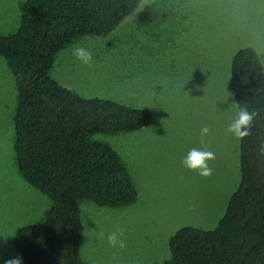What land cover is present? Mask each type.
Wrapping results in <instances>:
<instances>
[{
    "label": "rangeland",
    "instance_id": "obj_1",
    "mask_svg": "<svg viewBox=\"0 0 264 264\" xmlns=\"http://www.w3.org/2000/svg\"><path fill=\"white\" fill-rule=\"evenodd\" d=\"M25 1L0 0V34L18 31ZM147 9L149 22L142 23ZM74 45L93 54L91 63L73 56ZM244 48L254 49L264 66V0H142L106 38L81 37L57 55L50 77L61 86L151 115L138 132L93 137L121 156L138 199L121 209L81 204L87 264H163L177 231L218 226L241 179L240 140L227 128L239 110L232 59ZM16 108L15 78L0 57V264L20 256L18 231L43 223L52 206L19 171ZM204 126L210 132L201 143ZM205 146L215 154L208 177L183 164L191 149ZM117 229L124 248L108 243Z\"/></svg>",
    "mask_w": 264,
    "mask_h": 264
},
{
    "label": "trees",
    "instance_id": "obj_2",
    "mask_svg": "<svg viewBox=\"0 0 264 264\" xmlns=\"http://www.w3.org/2000/svg\"><path fill=\"white\" fill-rule=\"evenodd\" d=\"M142 0H26L20 26L0 34V57L17 88L14 117L19 171L50 199L41 224L21 228L15 247L26 264H87L81 258V204L121 209L138 191L121 156L96 135L134 133L151 115L105 99H87L50 77L57 55L85 36L106 38ZM150 12L140 15L149 22ZM230 88L238 109L259 115L240 140V184L212 231L184 227L163 264H264V66L252 48L232 59Z\"/></svg>",
    "mask_w": 264,
    "mask_h": 264
},
{
    "label": "clouds",
    "instance_id": "obj_3",
    "mask_svg": "<svg viewBox=\"0 0 264 264\" xmlns=\"http://www.w3.org/2000/svg\"><path fill=\"white\" fill-rule=\"evenodd\" d=\"M72 54L76 59L82 61L85 65L91 63L93 59V54L86 48L79 45L73 46ZM258 115L259 112L257 111L250 112L246 107L240 108L237 112V118L229 124L227 131L237 139L243 140L245 137L250 135L253 121ZM209 132L210 128L208 126L201 128V143H203V138L209 134ZM213 159H215L214 152L208 150L207 146H205L203 149H191L184 158L183 164L189 169L198 170L199 175L208 177L212 175V169L208 162ZM100 235L103 236L104 233L101 232ZM122 235L123 229H117V231L108 234V243L113 246L119 245L120 248H124L126 245L123 239H121ZM5 264H23V258L20 256L11 258L5 261Z\"/></svg>",
    "mask_w": 264,
    "mask_h": 264
},
{
    "label": "crops",
    "instance_id": "obj_4",
    "mask_svg": "<svg viewBox=\"0 0 264 264\" xmlns=\"http://www.w3.org/2000/svg\"><path fill=\"white\" fill-rule=\"evenodd\" d=\"M23 1H24V0H22V2H23ZM22 2H21V3H22ZM24 3H25V2H24ZM24 3L21 4V7H22V5H23ZM21 7H20V8H21ZM10 35H12V34H10ZM257 55H258V54H257ZM260 61H261V60H260Z\"/></svg>",
    "mask_w": 264,
    "mask_h": 264
}]
</instances>
